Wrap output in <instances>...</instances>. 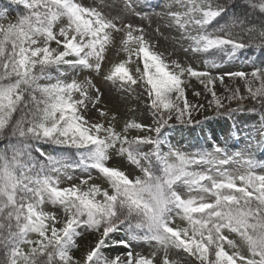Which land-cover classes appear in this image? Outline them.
I'll use <instances>...</instances> for the list:
<instances>
[{"label":"snow or ice","instance_id":"obj_1","mask_svg":"<svg viewBox=\"0 0 264 264\" xmlns=\"http://www.w3.org/2000/svg\"><path fill=\"white\" fill-rule=\"evenodd\" d=\"M13 2L15 17L0 12V264H264V0H119L116 14V0ZM153 17L191 63L134 23ZM241 57L250 70H232ZM97 77L138 92L150 122L103 105ZM193 78L205 103L188 98ZM210 109L259 126L238 151L231 134L172 144Z\"/></svg>","mask_w":264,"mask_h":264},{"label":"rangeland","instance_id":"obj_2","mask_svg":"<svg viewBox=\"0 0 264 264\" xmlns=\"http://www.w3.org/2000/svg\"><path fill=\"white\" fill-rule=\"evenodd\" d=\"M93 0H84V3L89 4L92 3ZM98 3L99 0H96ZM108 4H113L114 0H106ZM152 3H161L163 4L165 0H151ZM17 5L13 2V0H0V12L7 11L10 17H15L17 14ZM161 9L157 8L155 11H160ZM119 11V0H116V8L113 11V14H116ZM135 24H140L145 27L146 32L149 34L152 42L155 43L160 52H163L165 56H168L169 53H173L174 55L171 56L172 59H178L183 63H191L192 58L189 56H185L184 53L180 50V45L176 43V36L177 34L174 31H168L165 29L163 25V21L153 17L151 24L148 21H142L139 18L134 20ZM160 28V31L157 32L156 29ZM184 46H187L186 44ZM123 54L120 56L117 55L116 49H113L110 53V59L113 62H118ZM205 56L200 57L195 61L197 65H200L202 60H204ZM239 67H233L232 70H250L247 68L246 65L250 63V61H246L243 57L239 60L229 62ZM225 70L226 69V66ZM83 78V77H80ZM94 83L97 84V87L101 88V91L104 93L103 97V105H106L108 109H111L114 112H118L122 118H126L129 115H135L136 117L144 120L145 122H150V113L146 111L144 99L141 97L138 92H133L130 95L125 94L118 90L115 86H113L110 82H103L102 77H97L94 80ZM241 83L242 82H237ZM193 89L197 91L203 92V87L199 84L198 81L193 78L191 80V86L188 89V98L189 100L196 102V103H205V99L203 96L200 98L195 97L192 94ZM217 93L222 95L224 93V88L220 85H217ZM210 98V97H209ZM231 106L234 108L236 107L235 102H232ZM129 109L134 110L132 113H129ZM196 119L203 120L205 116L214 117V112L210 109L206 112L202 113H193ZM92 116L95 118L97 113L93 110ZM238 118L233 119L226 116L221 117H214L217 118L215 124L208 125L206 128L199 130L198 132L191 127L183 128L182 133H178L176 131H172L170 133V139L172 144L182 147L186 151H195L196 149L192 146H199L198 145V137L202 138L204 143L203 146L207 147V143L214 142L213 135L220 140H225L228 134H231L234 139L228 140L227 143L230 146L232 151H238L245 147V142L243 137H245L249 130L254 129L259 126L260 117L250 114H237ZM122 126V120L118 122V127ZM239 129V131H237ZM230 130V132H229ZM132 135L137 134L136 130H133ZM207 142V143H206ZM235 144V147H231ZM167 150V149H165ZM258 159H264V156L257 153ZM114 163H119V161H114ZM125 168L128 171H132L135 175H140L139 169H136L135 166H131L124 162ZM70 175L80 176V172L77 171L75 173H70ZM51 208V206H49ZM177 223H180L179 218H177ZM92 240L91 236H86L84 241L81 243H85L87 241ZM138 251L144 250L148 251L149 248L147 245H142L141 248L137 249ZM122 248H118L113 251V255L117 254L118 252H122ZM181 261V264H184V260L188 259L187 257H175Z\"/></svg>","mask_w":264,"mask_h":264},{"label":"trees","instance_id":"obj_3","mask_svg":"<svg viewBox=\"0 0 264 264\" xmlns=\"http://www.w3.org/2000/svg\"><path fill=\"white\" fill-rule=\"evenodd\" d=\"M17 7H18V6H17ZM18 12H19V8L17 9V13H16V14H18ZM223 22H224V21H221V23H223ZM211 58H212L211 55H209V56H205V57H204V59H211ZM253 58H254V57H253ZM256 115L260 117L259 113H257ZM214 119H215V118L208 120V121H207L205 124H203V125H196V126H194V128H196L197 131H199L201 128L204 129V127L208 126V124H209L212 120H214ZM176 130H177L178 132H180V133L182 132V128H181L180 126H177ZM198 139H200V140H199V146H200V145L203 144V139H202V138H198ZM2 146H3V142H0V147H2ZM55 148H56V146H54V145H49V144H45V145H44V150H45V151H47V152H49V153H51V154H53V155H59V154H61L58 150H57V151H54Z\"/></svg>","mask_w":264,"mask_h":264}]
</instances>
